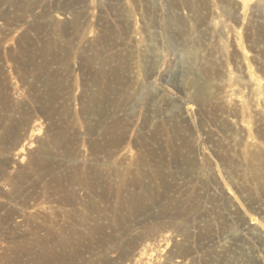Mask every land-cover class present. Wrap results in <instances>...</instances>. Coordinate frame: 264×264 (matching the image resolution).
<instances>
[{
    "label": "rangeland",
    "instance_id": "374dc122",
    "mask_svg": "<svg viewBox=\"0 0 264 264\" xmlns=\"http://www.w3.org/2000/svg\"><path fill=\"white\" fill-rule=\"evenodd\" d=\"M0 264H264V1L0 0Z\"/></svg>",
    "mask_w": 264,
    "mask_h": 264
},
{
    "label": "bare ground",
    "instance_id": "6f19581e",
    "mask_svg": "<svg viewBox=\"0 0 264 264\" xmlns=\"http://www.w3.org/2000/svg\"><path fill=\"white\" fill-rule=\"evenodd\" d=\"M264 1V0H263Z\"/></svg>",
    "mask_w": 264,
    "mask_h": 264
}]
</instances>
